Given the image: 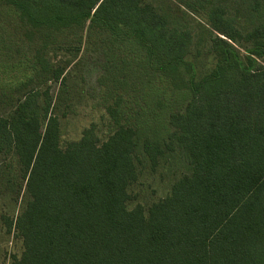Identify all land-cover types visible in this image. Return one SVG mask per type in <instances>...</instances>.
Returning a JSON list of instances; mask_svg holds the SVG:
<instances>
[{"label": "trees", "instance_id": "16d2710c", "mask_svg": "<svg viewBox=\"0 0 264 264\" xmlns=\"http://www.w3.org/2000/svg\"><path fill=\"white\" fill-rule=\"evenodd\" d=\"M0 2L25 26L44 31L47 44L86 21L88 29L109 30L144 51L143 61L130 68L160 73L169 86L180 88V81L188 90L182 108L167 115L164 150L137 128L147 119L130 125L115 113L105 139L90 125L77 140L62 143L49 86L25 90L6 116L0 91V167L10 164L8 157L16 161L27 196L6 222L22 245L12 264H264V24L247 33L242 60L233 45L240 34L211 6L207 20L217 61L197 79L184 59L191 34L171 30L150 3ZM45 55L35 57L45 80L63 83L67 67L50 64ZM157 90L159 105H166V93ZM175 151L185 170L169 192L146 208H128L142 169H154L164 152ZM3 176L13 181L16 174L5 169Z\"/></svg>", "mask_w": 264, "mask_h": 264}, {"label": "rangeland", "instance_id": "374dc122", "mask_svg": "<svg viewBox=\"0 0 264 264\" xmlns=\"http://www.w3.org/2000/svg\"><path fill=\"white\" fill-rule=\"evenodd\" d=\"M140 1L152 4L164 14L171 30L191 34L184 59L194 67L197 79L217 61V55L210 47L215 32H211L207 20L211 6L220 8L240 34V39L231 43L242 60L250 45L247 33L264 24L263 0ZM88 25L86 21L83 29L63 31L47 44L44 31L25 26L12 7L0 2V91L4 92L1 113L8 115L15 100L21 98L25 90H43L49 86L53 97L52 112L59 120L62 143L77 140L90 125L95 127L100 140L105 139L114 129L112 113H115L117 119L130 125L138 120H151L150 131L145 130L148 122L139 123L137 128L150 134L151 140L164 150L167 134L171 131L166 122L167 115L182 108L188 90L180 81V88L169 86L160 73L147 71L141 74L137 66L135 70L134 65L130 68L131 62L143 61L144 51H134L131 42L120 36L114 37L109 30L88 29ZM57 38L59 43L55 42ZM43 52L50 64L67 67L63 83L45 80L46 75L35 60L36 55ZM187 79V76L181 77V80ZM159 88L168 100L164 106L159 105L162 102L157 97ZM8 162L10 164L0 167V264H12L13 257L22 251L14 227L9 229L6 222L15 219L27 199L25 182L16 161L8 157ZM5 169L16 174L13 181L3 176ZM184 170L185 161L179 151L164 152L154 169L147 166L142 169L137 182L129 189L132 199L127 207L140 203L146 208L151 202L162 199ZM7 185H14L15 192L6 188Z\"/></svg>", "mask_w": 264, "mask_h": 264}]
</instances>
